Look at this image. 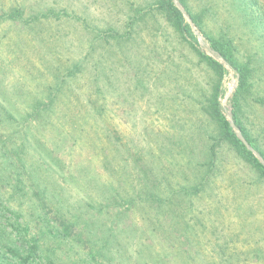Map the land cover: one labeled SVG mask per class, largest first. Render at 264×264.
I'll use <instances>...</instances> for the list:
<instances>
[{
	"label": "rangeland",
	"instance_id": "obj_1",
	"mask_svg": "<svg viewBox=\"0 0 264 264\" xmlns=\"http://www.w3.org/2000/svg\"><path fill=\"white\" fill-rule=\"evenodd\" d=\"M154 3L0 0V105L23 124L21 115L29 113H23L24 109L39 100L48 104L52 94L59 93L54 121L62 131L70 129L65 108L91 112L84 116L80 142L73 145L76 133L70 131L57 151L65 162L58 180L68 187L62 197L77 217L91 209L84 208L88 200L78 182L71 184L68 179L83 167L82 177L99 178L117 191L123 184L144 193L157 187L159 204L171 197L173 213L169 215L175 221L181 216L185 219L172 233L187 237V242L184 237L180 240L186 243L182 249L189 250L187 264H264V178L223 142L216 147L215 165L210 168L215 173L208 174L209 168L201 167L208 148L221 139L219 109L226 119L231 115L235 122L236 118L264 151V0H240L234 5L227 0H188L209 33H229L238 66L249 65L243 90L239 71L211 48L192 19L194 28L184 16L191 30L177 31L151 9ZM208 8L217 16L209 19ZM14 10L22 15L7 16ZM137 10L141 12L136 14ZM136 16L141 20L127 42L108 35L113 27L123 32ZM196 47L222 68L199 55ZM4 132L1 128L0 133ZM104 145L105 152L116 157L111 170L123 167L119 183L102 171L98 158H91ZM11 190L6 194L11 198L9 205L23 215L19 222L27 218L36 223L37 217L29 215L27 198L21 196L23 191L14 194ZM102 196L93 193L91 199L96 197L110 213L119 209ZM134 203L122 219L123 234H138L142 211L152 212L155 207L137 199ZM135 241L127 247L132 255L140 245ZM154 244L159 249L161 241ZM79 251L80 259H85L87 251ZM101 264L114 263L106 259Z\"/></svg>",
	"mask_w": 264,
	"mask_h": 264
},
{
	"label": "trees",
	"instance_id": "obj_2",
	"mask_svg": "<svg viewBox=\"0 0 264 264\" xmlns=\"http://www.w3.org/2000/svg\"><path fill=\"white\" fill-rule=\"evenodd\" d=\"M227 1L229 4L234 5L240 0ZM180 2L195 25L200 28L207 38L211 48L227 60L235 70L239 71L240 89L243 90L250 67L249 65L238 66L233 40L227 38L229 33L224 36L222 33L217 36L209 33L206 30V24L200 21L196 13L188 6V0H180ZM151 9H155L156 13L166 17L168 23L172 24L177 31L191 30L190 26L186 24L183 13L173 0H155ZM140 12V10H137L136 14ZM205 13L209 19H212L214 14L216 16L218 14L211 8H208ZM21 15L20 11L15 12L14 10L7 16L14 18ZM140 20V17L136 16L135 19L131 20L130 27H123V32L120 31V27L110 28L109 31L111 32L108 35L113 40L118 39L127 42V38L132 37L134 27ZM153 22L160 24L156 20H153ZM103 40L106 43L110 42L109 40ZM196 51L212 65L222 68L216 61L201 52L198 47H196ZM58 97L59 93L52 94V101L48 104L39 100L32 107L24 109L23 113L25 111H29V113L24 116L21 115L25 119L23 124L18 122V118L13 117L5 106L0 105V129L5 130L3 135L0 133V264H101L106 259L114 264L189 263L187 262L189 250L185 249L184 251L182 248L186 243L180 241L183 240L182 237L186 241L187 237L183 233H172L173 227L183 225L185 222L184 216L175 221L169 215L173 213L172 199L170 197L168 201L164 202L165 204H159L156 199L161 196L157 187L149 190V193H144L142 190L138 191L133 185L123 184L117 191L111 185L106 186V182L100 181L99 178L82 177L81 174L85 169L81 167L77 174L70 176L68 182L71 184H74L75 181L78 182L80 185V187L78 186L79 190L85 192L88 200L87 202L84 201L86 203L84 208L91 210L90 212L86 211L87 213L85 212L82 218L77 217V214L72 212L71 205L67 203V199L62 197L63 192L68 187L61 185L58 180L60 179L59 174L63 173L62 168L65 166V162L58 156L57 151L70 131L76 133L73 145L75 146L80 142V136L85 131L84 124H86V121L84 116L91 114V112L82 108H78L77 112L73 111L72 108H65V117L69 118L68 124L72 129L68 131L63 129L67 132L65 134L54 121L55 110L58 109L54 103ZM236 97L234 102L238 104L239 95ZM98 116H101L100 112H98ZM217 120L221 139L208 148V153L201 167L209 168L208 174L215 173L210 168L215 165L216 147L219 142H223L230 145L240 158L256 168L261 177L264 178V166L236 136L220 109L217 112ZM35 122H37L36 125ZM235 123L241 129L247 141L264 158V151L252 142L244 127L236 118ZM55 134L58 136H55ZM28 148L32 150L28 151ZM96 148L99 149L100 147L97 146ZM105 151L106 147L104 145L103 148L93 153L91 158H98L96 161L102 171L108 175L110 174L119 183L122 180L123 167H116L118 170H111L112 160L116 157L109 156ZM195 167L199 169L200 165L197 164ZM8 188H12L11 191L14 194L23 191L21 196L27 198L29 215L37 217L36 223L33 219L27 218L23 222H19L23 215L16 208L9 205L11 198L6 194ZM93 193L97 196L103 195V200H109L114 209H119L110 213L104 204H98L99 200L96 197L91 199ZM144 194L148 197H145V199L139 198ZM110 196L115 199L114 202ZM135 199L143 205L150 202L155 207L152 212L142 211L143 223L138 234L133 233V231L123 234V229L120 226L122 219L125 217L126 211L128 212V209L135 204ZM183 199L182 196L180 201ZM125 206L128 207L125 208ZM98 215L100 217H97ZM108 220L110 223L107 222ZM117 221H119V224ZM34 224L36 231H33L34 227L32 225ZM115 228L117 232L114 230ZM145 235L148 239L144 238ZM135 239V245H140L136 247L134 255H132L131 252L127 251V247L133 245L132 241ZM156 240L161 241L159 249L155 248L154 241ZM81 249L87 251L85 259L79 257V250ZM99 259H102V261H99Z\"/></svg>",
	"mask_w": 264,
	"mask_h": 264
},
{
	"label": "water",
	"instance_id": "obj_3",
	"mask_svg": "<svg viewBox=\"0 0 264 264\" xmlns=\"http://www.w3.org/2000/svg\"><path fill=\"white\" fill-rule=\"evenodd\" d=\"M175 4L177 5V7L182 11V13L184 14V16L187 18V20L189 21V23L191 24V26L194 28V23L192 22L191 18L189 17V15L187 14V12L185 11V9L182 7V5L179 3L178 0H174ZM200 38V35H199ZM201 44L203 46V43L201 41ZM207 51L214 56L218 61L220 62H224V59L216 54V52L212 49H207ZM228 122L230 123L233 131L235 132L236 136L244 143V145L247 147V149L249 151L252 152V154L260 161V163L264 166V158L253 148V146L247 141V139L244 137V135L242 134L241 130L238 128V126L236 125V123L234 122L233 118L231 115L228 116L227 118Z\"/></svg>",
	"mask_w": 264,
	"mask_h": 264
}]
</instances>
